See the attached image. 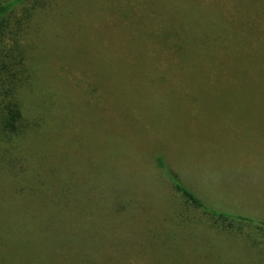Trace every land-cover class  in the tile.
Wrapping results in <instances>:
<instances>
[{"label": "rangeland", "instance_id": "374dc122", "mask_svg": "<svg viewBox=\"0 0 264 264\" xmlns=\"http://www.w3.org/2000/svg\"><path fill=\"white\" fill-rule=\"evenodd\" d=\"M149 1L199 7L228 38L210 55L184 50L182 35L164 31L171 14L145 16L132 0H52L23 24L24 67L54 103L51 114L32 108L25 88L26 117L48 127L15 144L0 139V226L25 232L31 257L53 264H264V242L178 221L155 164L165 157L208 208L264 222V0ZM182 16L195 30L198 18ZM46 146L54 149L43 159ZM244 178L251 185L237 188L236 205ZM27 182L29 195L20 192ZM37 195L55 205L36 206Z\"/></svg>", "mask_w": 264, "mask_h": 264}, {"label": "trees", "instance_id": "16d2710c", "mask_svg": "<svg viewBox=\"0 0 264 264\" xmlns=\"http://www.w3.org/2000/svg\"><path fill=\"white\" fill-rule=\"evenodd\" d=\"M51 1L52 0H8L0 4V78L4 80L2 81L0 79V81H2L0 86V139L5 140L9 144H15L18 141H22V138L27 136L32 131V133L37 132V130L39 132L42 126L48 127L46 121L40 123V118L37 115H30L32 117L30 120L27 118L28 116L26 114H29V109L25 105V100L22 95V90L24 92L25 88L30 87L33 91V96L31 100L28 101L32 108L34 107L37 109V106H42L44 107V110L50 111L51 114L52 104L54 102L52 101V103H48L51 99V95L49 94V87L45 84L42 87L40 86L39 90H35L33 88L37 86L35 85L36 80L32 76L33 74L29 68L26 69L24 67L20 51L22 48L24 49V46L21 44L24 27L23 24L27 23L33 14L44 9V7ZM132 1L137 6V9H140L145 16L148 10L151 11L150 16L152 18L161 13H166L168 15L171 14L173 16V21H167V23L169 25L172 24L173 26L171 28H169V26H164V31L171 39L173 36L182 35L181 48L184 50L187 49V44H192L196 45L197 49H203V52L207 51L206 53L210 55L208 51L211 50L210 47L212 45L216 46L220 44L221 38H228L227 34H225L226 28H224V31L221 32L214 30L212 24H219V22H213V20H217L216 18H213L210 23L201 19L203 15L196 13L197 10L200 9L199 7L196 8L191 6L184 9L177 7L176 10L171 11L161 5L160 7L153 8L149 0ZM22 2L27 5L20 7L19 5ZM17 6H19V13L13 15V10L16 9ZM158 9H163L164 11L158 12ZM189 14L194 18H198L194 22V25L197 26L195 30L190 29L193 28L192 24L189 26L184 24L188 23L187 20H182L184 17L182 15L188 16ZM205 27H207V29ZM153 31H151L152 35H154L153 33L155 32ZM14 55H16V60H14V63L9 65L8 61ZM183 56H185V54ZM133 67L137 66L134 65ZM41 81L43 82V80ZM59 102L60 98L57 103V107L59 108V115L57 114L58 118L56 121L57 128L50 138L52 141L56 140V145L58 144V135L60 133ZM53 149V146H49V148L48 146L42 148L41 151L43 153L40 154L41 158L45 159L49 156L45 153H48ZM166 163L167 160L165 157L156 154L155 164L158 169V174L166 181L168 193L175 206V215L178 221L198 219L204 221L206 227H210L216 232L221 231L235 235H242L247 238L248 244L253 245L257 242H264V222L255 221L246 216L231 215L208 208L205 206L201 198L195 195L193 191L185 187L177 179V175L174 174L171 168L168 169ZM21 169H18V171ZM34 174L37 175L38 172H34ZM29 182H27L26 186L22 188L20 191L21 193L24 192V194H26L25 192L27 191L29 195V190L27 189ZM237 188L240 189L239 186ZM248 188L249 185L246 189ZM51 193L52 192H47L48 195H51ZM31 199L37 201L39 205L36 206L42 205L43 202L44 206L55 205L50 199L45 201V199L39 195L32 196L30 197V200ZM243 200L246 204L251 205L255 202V199L252 197L247 199L244 198ZM239 202L240 200H234L236 205ZM30 203L31 202H29V204ZM38 218L42 219L44 223L49 224V226H54L57 223L54 218L46 215L39 216ZM26 221L27 216H22L16 212V222L23 224ZM2 222L3 221H0V224L3 226L4 222ZM0 229H2L1 226ZM2 231H4V236L0 237V257H2L3 260L0 259V264H53L51 258L45 260L44 257H40L44 260H37L31 257V254L35 249V244L32 240L31 242L27 240L28 235L25 232H22L21 234L17 233V236H13L5 229H2ZM19 234L20 236H18ZM0 235L2 234L0 233ZM12 246H14L13 250ZM98 250H100V248Z\"/></svg>", "mask_w": 264, "mask_h": 264}, {"label": "crops", "instance_id": "0c3cea01", "mask_svg": "<svg viewBox=\"0 0 264 264\" xmlns=\"http://www.w3.org/2000/svg\"><path fill=\"white\" fill-rule=\"evenodd\" d=\"M244 180H245L244 184L240 180L237 182V184H236V192H235V195H234V200H240V198L237 197V195H238L237 194V187L238 186H239V188L242 187V190H245L248 187V185L249 186L251 185V183L248 182L249 179L244 178ZM219 187H220V185H219Z\"/></svg>", "mask_w": 264, "mask_h": 264}]
</instances>
